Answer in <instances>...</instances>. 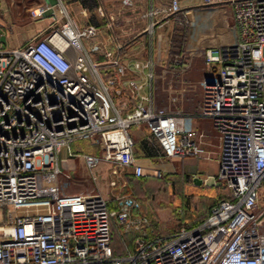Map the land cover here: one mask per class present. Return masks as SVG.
Listing matches in <instances>:
<instances>
[{"label":"built area","instance_id":"built-area-1","mask_svg":"<svg viewBox=\"0 0 264 264\" xmlns=\"http://www.w3.org/2000/svg\"><path fill=\"white\" fill-rule=\"evenodd\" d=\"M221 1L231 5L238 39L201 48L196 113L218 133L214 181L226 197L199 224L170 233L157 231L131 195L64 191L73 171L68 159H82L90 171L105 162L114 174L121 168L136 178L161 177L160 168L147 170L134 156L129 128L145 123L167 158L199 157L202 135L193 140L189 116L152 109L142 94L148 82L137 74L123 82L133 71L59 2L35 7L30 17L53 8V19L65 18L60 25L15 46L0 44V264H264V0H202ZM178 9L174 0L169 11ZM122 95L133 101L130 112L115 102ZM85 140L99 152L74 151Z\"/></svg>","mask_w":264,"mask_h":264},{"label":"crops","instance_id":"crops-1","mask_svg":"<svg viewBox=\"0 0 264 264\" xmlns=\"http://www.w3.org/2000/svg\"><path fill=\"white\" fill-rule=\"evenodd\" d=\"M173 1L0 0V29L4 31L9 40V34L23 33V42H25L28 32L31 30L34 31L36 37L43 36L52 28L60 25L65 18L53 19V8H49L37 18H31L30 11L42 4L54 2L62 4L67 17L79 27L94 26L96 35L92 41L102 42L107 48L114 49L115 53L133 71L126 75L123 82H127L129 77L137 74L141 81L148 82V86L144 88L142 94L147 96V103L152 109L163 108L169 114L180 111L189 116L191 126L196 132V137L193 140L197 141L199 135H202V154L199 157L189 155L176 158L183 162L186 159L190 160L189 163L196 162V165L192 166L189 163L186 164L189 169H192L193 177L198 176L197 178L202 180L208 176L215 178L218 172V133L209 118L196 113L202 98L204 77V57L201 48L213 42L233 43L238 39V31L234 18H230V20L228 18L227 24H223L221 21V28L214 32V37L210 36V32L204 30L202 26L205 25L204 22H197L195 26L191 22L192 11L199 16L203 12H209L208 10L212 7L230 5L227 1L205 4L202 0H176L179 9L171 13L169 7ZM23 22L27 24H17ZM222 28L226 29L223 31ZM23 42H17V45ZM180 58H183L184 62L175 64V61ZM99 59L104 60L102 56H99ZM104 71L111 72L112 68H105ZM114 99L117 105L126 103L123 113L130 112L134 107L133 101H129L124 95L114 96ZM141 125H145L147 129L142 136L138 134ZM129 132L134 141V156L141 164H151L152 166L154 164L158 168L157 164L163 162V159H170L162 154L156 141L155 143L151 141L154 139L145 123L132 125ZM75 144L73 145L74 151H76ZM91 146L95 148V146ZM63 151L66 156L61 155V158L67 157L66 150ZM85 153L97 154L98 152L85 151ZM73 160L72 158L68 159V163L73 169L71 174L92 187L91 190L89 189L90 191H84L85 187L76 186L67 192H100L95 169L105 167V173H111V177L105 174V178H108V189L110 188L108 197L125 194L124 188L127 182L122 175L128 173L126 170L118 168V172L114 174L112 165L101 162L90 171L85 167L82 159L76 157L74 163ZM198 162L203 165L198 166ZM209 162L212 165H208ZM213 163L214 167H211ZM90 175H93L95 179ZM110 180L116 181V184L111 186ZM121 180L123 181L120 186ZM202 183L204 184V182ZM209 186L219 188L216 182ZM100 193L102 194V192Z\"/></svg>","mask_w":264,"mask_h":264},{"label":"rangeland","instance_id":"rangeland-1","mask_svg":"<svg viewBox=\"0 0 264 264\" xmlns=\"http://www.w3.org/2000/svg\"><path fill=\"white\" fill-rule=\"evenodd\" d=\"M216 10V11H215ZM209 12L196 15L193 11L190 14L191 22L195 26L197 22H204L202 25L206 32H210V36L214 37V32L221 28L220 22L227 24L226 20L233 19V13L231 10V5H224L223 7L211 8ZM215 12V13H214ZM29 23V22H28ZM18 25H26V22L17 23ZM223 31L226 28H222ZM0 44L4 47L15 46L17 42H23V33L9 34L10 40L6 38L4 31L0 29ZM237 34V32H236ZM238 35V34H237ZM36 37L34 31L28 32L27 39L30 40ZM147 129L145 125H141L138 134L143 135L146 133ZM155 143V140H151ZM150 141V142H151ZM151 142V144H152ZM76 152L93 151L99 152V148L92 147L88 141H79L75 144ZM63 156H66L63 151ZM76 159V156L72 157V160ZM73 160V163H74ZM163 164H157L158 168L162 170L161 177L146 175L141 179H135L130 173L123 174L127 184L124 188V193L136 198L140 204V212L144 216L148 217L154 224L157 231L162 233L173 232L178 229L179 226L189 225L199 219L200 216L205 212L206 208L218 198L225 195L221 188L214 186L205 185L203 183L197 184L193 181L192 169H189L188 164L189 159L184 162L179 158L163 159ZM192 162V161H191ZM196 162L189 163L191 166L196 165ZM208 165H212L207 163ZM203 164L198 162V166ZM104 166V165H103ZM147 170H151V167H155L153 164H146ZM214 167V163L213 166ZM157 168V167H156ZM105 167H98L95 169L96 175L98 176L97 185L102 192L104 197L110 195L108 189V178H105V174L111 177V173L107 174L104 171ZM76 170V168H75ZM150 172V171H148ZM101 173V174H100ZM71 178L67 180L66 187L64 191H69L72 187L84 188V191H90V185L76 178L70 174ZM197 176V174H196ZM198 177V176H197ZM61 180H66L63 176ZM120 182V186L122 184ZM90 189V190H89ZM0 208H4V205L0 204ZM5 215V209L2 211ZM0 216L1 220L5 221V216ZM130 234V233H127ZM123 236L125 239L126 235ZM114 241H120V235L115 229L113 232ZM116 238V239H115Z\"/></svg>","mask_w":264,"mask_h":264},{"label":"trees","instance_id":"trees-1","mask_svg":"<svg viewBox=\"0 0 264 264\" xmlns=\"http://www.w3.org/2000/svg\"><path fill=\"white\" fill-rule=\"evenodd\" d=\"M222 197H226V195H223ZM216 200H214L207 208H206V210H205V212L202 214V216H200L199 217V219L197 220V221H195V222H193V223H189V225H183V226H185V227H193V226H195V225H197V224H199L201 221H203V219L205 218V216L208 214V212H209V210H210V207L214 204V202H215ZM179 227H181V226H179ZM178 227V228H179ZM170 233V232H169ZM116 239V238H115ZM132 239H133V234L132 233H130V234H127L126 235V237H125V240L126 241H128L129 243L132 241ZM117 242V241H116Z\"/></svg>","mask_w":264,"mask_h":264},{"label":"water","instance_id":"water-1","mask_svg":"<svg viewBox=\"0 0 264 264\" xmlns=\"http://www.w3.org/2000/svg\"><path fill=\"white\" fill-rule=\"evenodd\" d=\"M206 80L208 81V78H206ZM193 181L195 183H197V184H201L202 182H204V184H206V185H213V184H215V181H214V177L213 176H208L204 180H202L201 178L194 177L193 178ZM216 184L219 185V182H216Z\"/></svg>","mask_w":264,"mask_h":264},{"label":"bare ground","instance_id":"bare-ground-1","mask_svg":"<svg viewBox=\"0 0 264 264\" xmlns=\"http://www.w3.org/2000/svg\"><path fill=\"white\" fill-rule=\"evenodd\" d=\"M20 211L22 212V211H24V209L23 208H20Z\"/></svg>","mask_w":264,"mask_h":264}]
</instances>
